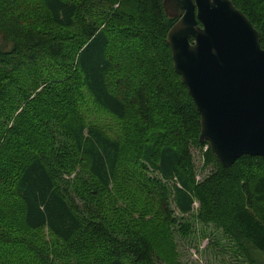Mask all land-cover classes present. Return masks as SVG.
<instances>
[{"label":"trees","instance_id":"obj_1","mask_svg":"<svg viewBox=\"0 0 264 264\" xmlns=\"http://www.w3.org/2000/svg\"><path fill=\"white\" fill-rule=\"evenodd\" d=\"M35 1L0 0V114L13 121L0 128V264H20L21 252L24 264H178L171 226L187 237L193 225L172 217L149 168L173 182L181 214L198 203L199 222L264 264V157L226 167L200 142L201 116L167 41L178 18L163 0ZM232 1L264 47V0ZM88 101L122 133L87 120ZM193 147L212 167L201 179ZM145 185L157 194L146 209L134 196Z\"/></svg>","mask_w":264,"mask_h":264},{"label":"water","instance_id":"obj_2","mask_svg":"<svg viewBox=\"0 0 264 264\" xmlns=\"http://www.w3.org/2000/svg\"><path fill=\"white\" fill-rule=\"evenodd\" d=\"M178 18L167 41L175 71L200 113V142L229 167L264 157V47L232 0H163Z\"/></svg>","mask_w":264,"mask_h":264},{"label":"rangeland","instance_id":"obj_3","mask_svg":"<svg viewBox=\"0 0 264 264\" xmlns=\"http://www.w3.org/2000/svg\"><path fill=\"white\" fill-rule=\"evenodd\" d=\"M30 2L35 3V0H30ZM65 32H69L66 30ZM4 39L2 34L0 33V43H3ZM48 75V74H46ZM44 86V85H43ZM42 87H39L36 92L30 96L29 100L32 99L38 91H40ZM21 105L17 110V113L23 110L26 107L27 100L22 99ZM81 111L83 116L89 120L93 121L98 124L101 128L106 130L110 134H121L123 131V122H120L117 118L112 116L110 113L105 111L98 106H95L92 101H88L87 104L81 105ZM13 123L9 116L0 114V128L6 127L7 124L10 125ZM2 140H0L1 145ZM193 155L195 165L198 169V179L205 177L207 174L210 173L212 167H203V150L199 147H193ZM129 162H126L127 166ZM126 166V167H127ZM131 167V166H130ZM148 177H152L158 179L167 189L166 193V207L171 211L172 217L178 221L182 220H189L192 225L193 229L189 236L184 237L177 231V225L174 223L172 224L171 228L173 231V239L176 244L175 252L177 253V262L178 264H249L247 259L235 245L234 241L224 233V231L213 224H203L199 222L197 219V213L199 209V204L195 203L194 211L192 213L183 215L181 214L175 206L174 202V191H173V182L164 180L161 175L153 170L152 168L144 170ZM135 174L137 172L135 170ZM73 174L72 177H74ZM134 182V181H133ZM147 193H143L142 189L138 188L137 186L134 188L135 190V197H139V194L142 195L141 205L144 209L148 207H154L153 201L156 199L154 195L156 191L151 188L150 185H145ZM124 197V196H123ZM126 197L130 198V193L126 194ZM152 201V202H151ZM119 205L125 206L127 201L125 199H119L117 202ZM154 216V212L151 213ZM147 216L146 220L153 219L152 215ZM139 213L137 214V216ZM155 221V220H154ZM149 225L148 228L155 227V222ZM10 224H13L16 229L22 230V223L19 218L10 221ZM147 228V226H146ZM157 229V227H155ZM46 239L51 240V236L45 232ZM2 245V244H0ZM20 264H24L22 260L28 261V255L21 252V254L17 257ZM6 264V263H1ZM9 264H12L9 262ZM165 264H170L166 261Z\"/></svg>","mask_w":264,"mask_h":264}]
</instances>
